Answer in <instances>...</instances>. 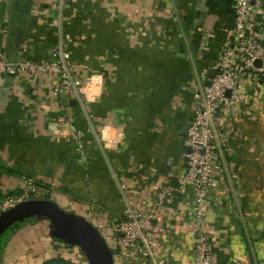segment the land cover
<instances>
[{"label": "crops", "instance_id": "obj_1", "mask_svg": "<svg viewBox=\"0 0 264 264\" xmlns=\"http://www.w3.org/2000/svg\"><path fill=\"white\" fill-rule=\"evenodd\" d=\"M233 2L65 0L58 11L52 0H0V56L12 65L40 60L62 37L79 76L94 75L102 85L101 96L82 107L54 95L48 74L0 75V199L32 180L101 233L113 232L127 206L151 205L157 186L184 170L181 131L192 116L194 77L213 66ZM56 16L61 31L51 25ZM256 94L249 89L234 113L222 110L232 136L235 195L208 197L203 228L223 264L236 260L233 237L245 248L239 262L264 264L257 247L264 242V94ZM69 124L81 134L82 149ZM112 126L124 138L106 147L99 133ZM192 202L177 197L155 222L156 249L168 264H193ZM0 242V264L59 256L44 219L26 220Z\"/></svg>", "mask_w": 264, "mask_h": 264}, {"label": "built area", "instance_id": "obj_2", "mask_svg": "<svg viewBox=\"0 0 264 264\" xmlns=\"http://www.w3.org/2000/svg\"><path fill=\"white\" fill-rule=\"evenodd\" d=\"M64 3L65 0H52L58 11H61ZM51 25L62 30L58 16L51 20ZM211 69L215 74L209 78V86L204 85L208 78L207 70L194 77V104L190 126L183 140L186 149L183 152L182 174L175 181L167 180L159 184L151 205L126 207L123 217L113 224V232L119 234L113 246L104 237L112 251L114 264H131L129 261L136 256L141 259L139 264H168L156 249L155 222L161 212L171 209L179 196H191L193 201V264H223L218 258L211 235L203 228L207 217L205 206L208 197L216 192L224 196L235 195L236 173L228 163L233 150L232 136L223 123L222 110L234 113L242 105L249 89H254L255 94H259V91L260 95L264 94V0H234L232 23L224 33ZM10 71L18 74H48L54 79V95L73 97L82 107L94 102L102 93L100 79L99 94H93L89 99L81 91L95 76L90 75L86 79L79 76L62 37L51 48L48 57L40 60L21 59L14 66L0 56V75ZM69 125L74 130L78 148L82 149L81 134ZM107 129L116 135L106 137L104 133ZM99 134L106 147L114 146L124 138V132L118 126L102 128ZM34 192V181L28 180L19 193L0 199V211L31 199ZM56 243L60 248L59 256L74 264H88L78 247L58 241ZM118 258L120 263H116ZM228 264L242 263L234 260Z\"/></svg>", "mask_w": 264, "mask_h": 264}, {"label": "water", "instance_id": "obj_3", "mask_svg": "<svg viewBox=\"0 0 264 264\" xmlns=\"http://www.w3.org/2000/svg\"><path fill=\"white\" fill-rule=\"evenodd\" d=\"M195 14L201 15L202 19L206 16L205 11H196ZM187 36L191 37L189 33ZM190 40L192 45H199V40ZM192 51L194 52V47ZM214 74L213 69L208 71V78L204 85H210L209 78H212ZM9 76L12 77L14 74ZM189 126L190 121L182 128L183 135L187 134ZM31 218L47 220L49 235L68 246L78 247L88 264H114L112 251L99 229L84 216L64 210L51 199H28L0 211V236ZM4 231L6 232L3 233Z\"/></svg>", "mask_w": 264, "mask_h": 264}, {"label": "clouds", "instance_id": "obj_4", "mask_svg": "<svg viewBox=\"0 0 264 264\" xmlns=\"http://www.w3.org/2000/svg\"><path fill=\"white\" fill-rule=\"evenodd\" d=\"M84 93L87 94L88 98L91 99L93 94H99V78L94 77L92 82L87 84L83 89H81ZM104 135L106 137H113L116 134L110 130H105ZM209 219H211V215L209 216ZM260 227H264V225H261ZM258 249L260 250L261 257L264 258V242L259 244ZM232 248L235 251V259L241 262L245 261V248L244 244L240 241L239 237H233L232 242Z\"/></svg>", "mask_w": 264, "mask_h": 264}, {"label": "trees", "instance_id": "obj_5", "mask_svg": "<svg viewBox=\"0 0 264 264\" xmlns=\"http://www.w3.org/2000/svg\"><path fill=\"white\" fill-rule=\"evenodd\" d=\"M34 186H35V192L32 193L31 199H45V200L49 199V197L47 195L48 194V191H46V188L45 187H43L41 184H39L37 182H34ZM19 191L16 190V191L10 192L8 195L19 193ZM5 232L6 231H4L3 233H5ZM1 237L2 236H0V241H1ZM54 240L55 241H58L56 239H54ZM58 242H60V241H58ZM0 244H1V242H0ZM43 264H74V263H72L68 259H65L62 256H57L55 258H50L48 260H45L43 262Z\"/></svg>", "mask_w": 264, "mask_h": 264}, {"label": "rangeland", "instance_id": "obj_6", "mask_svg": "<svg viewBox=\"0 0 264 264\" xmlns=\"http://www.w3.org/2000/svg\"><path fill=\"white\" fill-rule=\"evenodd\" d=\"M102 235L108 240L109 244L113 246L115 244L116 239H115V234L114 232H103ZM116 263H120L119 258L116 259Z\"/></svg>", "mask_w": 264, "mask_h": 264}]
</instances>
